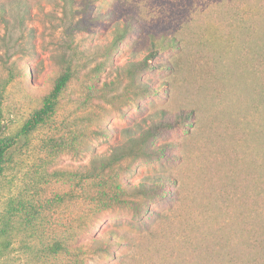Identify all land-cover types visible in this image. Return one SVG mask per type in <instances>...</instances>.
<instances>
[{"label": "rangeland", "instance_id": "374dc122", "mask_svg": "<svg viewBox=\"0 0 264 264\" xmlns=\"http://www.w3.org/2000/svg\"><path fill=\"white\" fill-rule=\"evenodd\" d=\"M220 11L204 0H0L5 133L20 130L61 71L74 72L52 124L33 134L32 150L24 146L0 178V264H264V15L248 26ZM130 14L182 40L181 49L153 59L172 68L137 75L156 93H142L129 77L132 62L150 51L147 34L114 41ZM182 109L195 116L157 141L175 140L167 155L134 162L121 177L131 184L174 177L189 194L184 201L145 200L147 211L115 207L91 219L90 204L75 194L41 208L45 223H23V203L37 190L43 206L75 189L63 181L36 187L45 138L63 136L75 122L87 130L84 143L59 152L48 167L77 171L126 142L128 128ZM198 187L210 211L187 208ZM6 218L11 224L3 233ZM70 233L67 250L50 249ZM110 234L125 241L104 251L102 237Z\"/></svg>", "mask_w": 264, "mask_h": 264}, {"label": "trees", "instance_id": "16d2710c", "mask_svg": "<svg viewBox=\"0 0 264 264\" xmlns=\"http://www.w3.org/2000/svg\"><path fill=\"white\" fill-rule=\"evenodd\" d=\"M207 2L215 3L220 13L223 15H230L234 19L244 22L248 26H255L261 14L264 15V0H204ZM142 18V17H141ZM143 19V18H142ZM124 20L119 29L118 36L115 37V43L122 42L127 38L133 36V33H145L150 41V51L141 60L132 62L129 77L132 84L140 89L146 95L158 92L157 88L152 87L144 79H137L139 72H146L151 69H167L172 68L173 63L169 62L165 65L162 62H153L162 53L168 50H179L182 48L181 38L177 33L167 32L164 30H155L152 26H146L140 17L135 14H130L124 17ZM121 31V32H120ZM253 58V57H252ZM255 59V58H254ZM255 66L261 72V62L255 59ZM264 70V68H263ZM258 74V71H256ZM74 77V72L71 67H66L54 79L51 90L45 94L41 100V104L30 115L25 124L20 128L17 133L7 134L2 130L1 117H0V178H2L8 169L14 166L16 157L24 153V146L29 149V142L33 134L40 129L46 128L52 124L54 116L60 107V100L63 93L66 91L69 83ZM1 116V111H0ZM194 110L182 109L175 113L173 116L162 115L159 118H152L149 121H144L135 129L128 128L125 133L127 136L126 142L116 145L110 154H95L91 160L90 165L79 170H64L61 168L48 170L53 159L59 152L65 149H75L84 143L80 139L81 136L87 135V130L82 129L79 123L75 122L69 127H63L67 130L63 136L51 135L44 139L43 144L39 146V150L44 151L45 158L41 160L35 169L36 187L41 189L45 184L52 181H63L72 184L75 189H72L63 194L58 193L53 200L43 201V206L37 205L40 202L38 197L39 191L36 195L27 202L23 203L25 210L22 221L25 224L32 223L34 217L42 220L45 223V217L41 212V208L48 209L49 202H61L73 198L77 195L79 200L87 201L90 204L88 213L90 218H96L100 212L113 209L115 207L121 208H140L148 210V205L145 206V200L157 201L168 200L171 203H179L184 201V192L180 186L178 179L171 177L165 178L163 176L152 179V181L143 180L137 184H131L121 177L125 170H130L134 162L141 159H159L167 155L170 147L175 146L174 141L170 140L157 144L160 138L166 134L177 131L178 129H186V124L194 118ZM75 128V129H73ZM79 128V129H78ZM77 131V132H76ZM68 134V142H65V134ZM23 142V143H22ZM196 198H193L188 203L189 210H198L203 212L210 211L207 205H202L203 202L199 201L198 197L205 193V188L198 187L196 190ZM219 195V194H218ZM217 195V196H218ZM211 199L215 197L212 193L209 194ZM216 196V197H217ZM215 197V198H216ZM217 199V198H216ZM11 214V213H10ZM81 218L79 227L86 229L84 220ZM11 219L4 220L3 233L9 228ZM82 233V231H81ZM81 233L76 234L77 239ZM74 234L70 233L56 238L50 249L56 251H64L70 247ZM123 236L108 235L102 237V245L104 251H108L111 245H121L125 240ZM78 249H82L78 247Z\"/></svg>", "mask_w": 264, "mask_h": 264}]
</instances>
